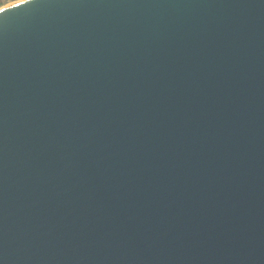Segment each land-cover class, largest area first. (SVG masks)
I'll return each mask as SVG.
<instances>
[{
    "label": "water",
    "instance_id": "95a60500",
    "mask_svg": "<svg viewBox=\"0 0 264 264\" xmlns=\"http://www.w3.org/2000/svg\"><path fill=\"white\" fill-rule=\"evenodd\" d=\"M0 264H264V0L1 6Z\"/></svg>",
    "mask_w": 264,
    "mask_h": 264
},
{
    "label": "rangeland",
    "instance_id": "374dc122",
    "mask_svg": "<svg viewBox=\"0 0 264 264\" xmlns=\"http://www.w3.org/2000/svg\"><path fill=\"white\" fill-rule=\"evenodd\" d=\"M11 1H14V0H0V7L10 3Z\"/></svg>",
    "mask_w": 264,
    "mask_h": 264
},
{
    "label": "snow or ice",
    "instance_id": "6c2138e0",
    "mask_svg": "<svg viewBox=\"0 0 264 264\" xmlns=\"http://www.w3.org/2000/svg\"><path fill=\"white\" fill-rule=\"evenodd\" d=\"M22 3L27 2V0H21Z\"/></svg>",
    "mask_w": 264,
    "mask_h": 264
},
{
    "label": "bare ground",
    "instance_id": "6f19581e",
    "mask_svg": "<svg viewBox=\"0 0 264 264\" xmlns=\"http://www.w3.org/2000/svg\"><path fill=\"white\" fill-rule=\"evenodd\" d=\"M14 1H17V0H14ZM14 1H11L10 3L14 2ZM9 4V3H8Z\"/></svg>",
    "mask_w": 264,
    "mask_h": 264
}]
</instances>
